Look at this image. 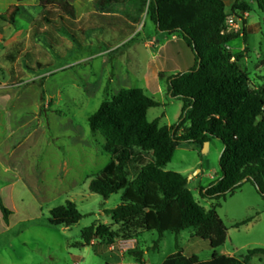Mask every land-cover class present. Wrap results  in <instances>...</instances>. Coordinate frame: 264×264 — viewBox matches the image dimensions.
Listing matches in <instances>:
<instances>
[{
	"label": "rangeland",
	"instance_id": "374dc122",
	"mask_svg": "<svg viewBox=\"0 0 264 264\" xmlns=\"http://www.w3.org/2000/svg\"><path fill=\"white\" fill-rule=\"evenodd\" d=\"M69 1L84 31L75 38L36 26L40 0H0V100L3 116L12 112L9 129L0 131V161L11 167L0 170V196L13 212L9 225L0 212V264H162L177 251L201 261L216 253L264 264V255L249 256L264 250V198L252 183L220 202L217 214L228 235L215 250L196 237L195 229L179 236L166 232L158 247L156 231H137L131 239L120 231L109 248L99 240L81 245L84 230L96 223L123 230L108 214L121 205V194L105 200L89 190L92 177L111 160L105 139L90 128V116L121 90L139 88L159 103L148 111V120L176 125L184 103L169 96L160 74L192 69L195 56L180 37L158 33L138 0L106 10L96 0ZM246 2V34L240 32V40L230 46L235 53L245 50L241 67L254 90L264 86V0ZM16 6L21 11L14 24ZM223 148L214 138L203 148L181 144L166 167L188 178L189 189L206 210L213 203L202 199L200 191L221 176ZM68 201L76 203L82 220L70 228L52 223L50 211ZM131 251L143 252V263Z\"/></svg>",
	"mask_w": 264,
	"mask_h": 264
},
{
	"label": "trees",
	"instance_id": "16d2710c",
	"mask_svg": "<svg viewBox=\"0 0 264 264\" xmlns=\"http://www.w3.org/2000/svg\"><path fill=\"white\" fill-rule=\"evenodd\" d=\"M123 1L126 0H96V4L106 10ZM138 1L147 7V16L158 33L183 39L195 56V65L170 77L160 74V78L166 79L169 96L184 103L176 125H162V118L150 122L148 111L159 103L139 88L121 90L90 116V128L105 139L104 149L111 160L92 177L89 190L105 200L121 194V205L108 214L123 230L96 223L84 230L81 245L91 246L94 240H99L109 248L116 244L120 231L128 239L137 231H156L159 239L155 247H158L166 232L179 236L195 229L196 237L208 241L215 250L226 243L228 235L217 214L220 202L245 183H252L264 198V86L250 88L249 74L241 67L245 50L235 53L230 46L240 40V32H226L227 19L240 16L241 32L246 34L244 16L250 7L246 0L235 1L230 10L223 0ZM40 6L38 28L49 26L74 38L84 33L77 23L76 8L69 0H40ZM20 11V6L13 9L12 23L15 24ZM211 138L220 140L224 148L219 160L221 176L200 191L202 199L213 203L206 210L189 189L188 178L167 171L166 167L181 144L203 148ZM0 212L9 225L13 212L1 196ZM50 216L52 223L67 228L83 218L71 201L52 209ZM130 253L143 263V252ZM258 254L264 255V250L249 252V256ZM247 262L248 259L242 261L216 253L211 260L201 261L197 256L187 257L177 251L162 264Z\"/></svg>",
	"mask_w": 264,
	"mask_h": 264
},
{
	"label": "crops",
	"instance_id": "0c3cea01",
	"mask_svg": "<svg viewBox=\"0 0 264 264\" xmlns=\"http://www.w3.org/2000/svg\"><path fill=\"white\" fill-rule=\"evenodd\" d=\"M224 1V3H225V5H226V7H227V9L228 10H230V8L232 7V5L235 3V1H237V0H223ZM17 2V1H16ZM18 3V2H17ZM248 14V13H247ZM246 14V15H247ZM176 36H173V38H175ZM178 37V36H177ZM186 44V43H185ZM157 47H158V45H157ZM188 47V46H187ZM189 48V47H188ZM190 49V48H189ZM191 50V49H190ZM193 53V52H192ZM161 71H163L162 69H161ZM176 74V73H175ZM1 87H3V84H1V86H0V89H1ZM5 105V103H3L2 102V100H0V131L2 130V129H9V120L12 118V112H9L8 114H9V116L7 117V118H5L4 116H3V114H2V106H4ZM4 120H7L8 122L6 123V124H4ZM11 131H12V129H11ZM10 132V131H9ZM13 135H14V133H9L8 135H7V138L8 139H11L12 137H13ZM8 153V152H7ZM2 154H0V156H1ZM9 168H11V167H6V166H4V164L0 161V170H3L4 172H5V169L7 170V169H9ZM12 170V169H11ZM12 192H13V190L11 189L10 190V194H9V196H12L13 194H12ZM4 202V201H3ZM5 204V203H4Z\"/></svg>",
	"mask_w": 264,
	"mask_h": 264
},
{
	"label": "built area",
	"instance_id": "2783aa9c",
	"mask_svg": "<svg viewBox=\"0 0 264 264\" xmlns=\"http://www.w3.org/2000/svg\"><path fill=\"white\" fill-rule=\"evenodd\" d=\"M227 33H239L243 28V19L240 16H230L226 22ZM227 50H230V47L227 46Z\"/></svg>",
	"mask_w": 264,
	"mask_h": 264
}]
</instances>
